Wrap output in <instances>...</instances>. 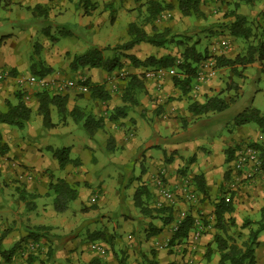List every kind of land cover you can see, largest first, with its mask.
I'll use <instances>...</instances> for the list:
<instances>
[{
	"label": "crops",
	"instance_id": "obj_1",
	"mask_svg": "<svg viewBox=\"0 0 264 264\" xmlns=\"http://www.w3.org/2000/svg\"><path fill=\"white\" fill-rule=\"evenodd\" d=\"M137 1L3 0L1 3L0 73L9 74V80L0 82V109L7 101L17 104L16 94L20 91L25 94L23 100L32 114L24 129L0 124V236L7 233L2 241L3 250L18 245L13 259L5 262L0 256V264H30L31 257L33 264H89L96 259L102 264H218L220 253L214 238L224 233L216 225L215 209L222 199L232 200L234 211L226 215L225 228L229 236L237 229L239 245L264 225V173L251 167L234 169L241 145H251L259 153V147L264 146V134L255 123L234 124L238 115L254 107L256 96L251 97L246 110H241L243 89L235 79L244 78L250 67L264 72V61L255 60L244 67L216 65L212 78H206L208 70L202 71V64L208 59L206 56L212 55L214 46L224 50L225 59L234 60L241 55L236 42L239 37L232 32L228 36L222 33L231 29L235 21L231 13L227 18L221 14L232 0L222 1V5L217 0H201L200 17L182 16L176 0L138 4ZM150 1L173 6L172 10L162 11L153 25L160 31L171 29L177 36L175 42L164 47L141 43L119 52L123 53L117 55L124 66L112 73L91 67L71 69L74 55L90 49L84 41L86 34L91 38V47L113 50L129 41V24L140 25V9L147 12ZM120 19L127 22L126 33L114 31ZM72 26L78 32L83 30L84 40L70 29ZM64 27L69 29L60 36V28ZM144 27L152 33L151 24ZM218 27L222 29L215 38L216 33L212 32ZM197 34L202 41L196 38ZM50 36L55 37L54 42ZM180 37L185 41L178 44ZM213 41L218 44L213 45ZM192 46L200 59L189 60L195 74L187 93L176 84L175 77L167 74L159 83L142 77L143 89L137 90L131 100L124 99L128 76H142L153 69L137 67L124 55H132L139 61L171 56L183 62L182 54ZM179 49L181 54L176 56ZM46 71L49 73L44 76L37 75ZM121 72L125 77H120ZM29 76L47 83L19 85L20 78ZM70 81L77 86L61 89ZM86 83L103 86L110 100L95 99L89 90L81 91L80 87ZM42 92L57 95L66 102L63 114L57 106L50 105L51 127H45L43 117L38 114L35 96ZM215 96L228 102L225 111L205 115L190 111L195 101L204 103ZM124 107L123 116H118L116 109ZM113 116L118 118L114 120ZM87 120L102 121L103 127L90 130L85 126ZM110 138L114 141L113 150L108 149ZM68 140L70 146H57ZM50 148H67L69 158L80 163L68 164L61 170ZM50 173L77 189L78 197L73 200L76 207L64 213L55 211L56 194L49 187ZM160 174L166 188L176 196L172 206L157 184ZM199 177L203 178L207 195L197 187ZM96 185L101 187L98 192L93 188ZM140 188L146 190L143 202L149 209L171 207L168 224L162 218L168 217L169 212L153 211L145 215L135 205L134 196ZM99 192L93 203L92 198ZM185 193L191 198H186ZM188 217L194 218L189 237L172 243L174 234ZM38 226L46 228L33 239L29 232ZM86 231L88 236L84 239L82 233ZM254 264H264V228L256 237Z\"/></svg>",
	"mask_w": 264,
	"mask_h": 264
},
{
	"label": "trees",
	"instance_id": "obj_2",
	"mask_svg": "<svg viewBox=\"0 0 264 264\" xmlns=\"http://www.w3.org/2000/svg\"><path fill=\"white\" fill-rule=\"evenodd\" d=\"M88 1V0H87ZM235 1V9L231 12V15L234 16L235 21L232 25L231 31L234 36L242 37L244 39L249 38V29L245 28V17L239 16L236 13V9H238L241 3L247 5H253L258 2H264V0H234ZM3 0H0V5ZM177 8L182 16L186 17H200L203 16V12L201 11V0H176ZM147 13L148 17L144 22V25H138L135 22L129 24V41L117 45L114 50V54L112 57H104L103 50H100L96 47H91L86 53L81 55H74L71 69L77 70L80 67H91V68H101L107 72H111L117 69L123 68V63L120 61V57L117 55L118 52L127 51L133 49L135 46L141 43H148L156 47H164L171 42H175V37H170V32L168 29H164L160 31L157 27H154V20L157 16L164 10H172L173 6L170 4L160 3L158 1H150L148 3ZM87 6V5H86ZM92 7V6H91ZM151 24L153 26L152 33H148L144 26ZM178 44L181 41L177 42ZM105 50H110L109 48ZM123 55V53H120ZM126 56L133 65L135 66H144L151 68H170L175 66V60L171 56H165L161 59H157L155 57H150L145 61H139L132 55H124ZM183 56V62L178 66L181 71L186 74L185 79L180 80L175 77V82L177 85L183 89V92L187 93L191 89L192 78L194 77V69L192 68L189 60L197 61L200 59V56L197 55L194 46L188 47L185 49ZM216 65L219 66H233V65H241L246 66L255 60L264 61V40L259 41L256 45H250L248 47V51L244 55L237 56L234 60L225 59L222 56L215 57ZM49 73L46 71L45 73H38L39 76H44ZM36 74V73H35ZM142 77L144 78V74L142 76L137 75H129V86L127 87V91L124 95V99H132L137 90L143 89ZM87 85V86H86ZM84 85L88 88L89 92H91V96L95 99H100L102 101L110 100L109 94L104 90L103 86L100 85H89L86 83ZM38 100V114L43 117V122L45 127L53 126L51 123V113H50V105L57 106L59 113L63 114L66 111V102L63 98L55 95H50L47 92L37 93L35 96ZM16 98L18 100L17 104L13 105L9 101L6 102L3 110L0 109V124H7L10 126H15L19 129H24L26 124L31 119L32 110L28 107L23 100V97L20 93L16 94ZM228 108V102L219 97H210L204 103H200L195 101L190 106V111L196 115H205L209 112H223ZM125 110L124 108L116 109L118 116L122 117V112ZM118 117L113 116V119L116 120ZM249 123H255L264 134V115L260 113L259 110L255 108L248 109L242 112L237 116L235 120V124L237 126H242ZM88 129L90 128H102L103 122L98 121L96 123L87 120L85 123ZM91 130V129H90ZM89 131V130H88ZM2 140L0 133V141ZM109 150L114 149V141L112 138L109 140ZM5 149V145L3 146ZM53 153V157L57 160L59 164V168L64 170L68 164L73 163L74 165H78L80 163L79 160H71L69 158V150L67 148L49 149ZM261 159V171L264 173V149L260 152ZM51 183L49 185L50 189L53 190L56 194V198L54 201V209L58 213H64L68 210L69 204L78 197L77 189L67 183L64 179L57 178L55 179L53 175L50 173ZM198 189L204 194L207 195L206 186L204 184L203 178L199 177L196 179ZM143 194H146V190L140 188L137 190L134 196L135 205L139 207L143 214L148 215L153 211L156 213H166L169 212L168 217H163L165 224H168L171 221L170 213L171 207L162 208V209H149L144 205L143 202ZM234 211V207L232 204V200L226 201V199H222L220 203L216 206L215 209V221L219 230L224 233L223 235L215 236V243L217 244L218 251L220 253V260L218 264H254V245L256 241V237L259 234V231L263 230L264 225H262L257 232H251L249 239L244 241L241 245L237 243L232 236L227 235L226 228L227 227V219L226 215L231 214ZM231 224H234L232 219H228ZM181 228L174 234L172 238V243L178 241L181 242L183 239H187L189 237L190 231L194 227V218L188 217L185 219L183 224L180 226ZM46 227L38 226L36 229H33L29 232L30 236L33 239H36L40 233L41 229ZM6 232H4L0 236V256L5 260V262H10L15 252L17 251V246L13 247L11 250H3L2 241L6 236ZM34 256V255H33ZM34 257H31L30 264H33ZM89 264H102L100 259H96Z\"/></svg>",
	"mask_w": 264,
	"mask_h": 264
},
{
	"label": "rangeland",
	"instance_id": "obj_3",
	"mask_svg": "<svg viewBox=\"0 0 264 264\" xmlns=\"http://www.w3.org/2000/svg\"><path fill=\"white\" fill-rule=\"evenodd\" d=\"M134 1H137V0H134ZM141 1L143 3H145L148 0H145V1L141 0ZM141 1H139V2H141ZM217 1L222 2V1H226V0H217ZM139 2L137 1V4ZM222 4H224V3L222 2L221 5ZM234 5H235L234 0L226 3V6H225L224 10H221L222 17L224 16V18H227L228 16H230L231 11H233L235 9ZM242 5H244V7H242ZM237 12H238L239 16H244L245 17L246 23H245L244 27L250 30L249 31V38L244 39V38H242L240 36L238 38V40L236 41L237 44H238V47L242 50L241 51V55H244V54L247 53L248 47L250 45H256V43H258L259 41L264 40V3L260 2V3H256V4H253V5H247V4L242 3V4L239 5L238 9H236V13ZM147 17H148L147 12H143L142 9H140V14H139V17H138L139 18V22L138 23L140 25H142V24L144 25V22L146 21ZM206 19L208 21H210L208 17H206ZM215 23H218V22H215ZM219 25H221V24H219ZM222 25H225V24H222ZM72 27H70V29H73L75 32H77V35L82 38L83 30L78 32L79 29L77 27H75V26H72ZM126 27H127L126 20L125 19H120L119 26L114 28V31L116 33H119V34L126 33V31H125ZM195 27H199L200 28V27H205V26H199V25L195 24ZM66 29H69V27L60 28V31H59L60 32V36L61 35H66V33H65ZM217 29L218 30H215L214 32H212V33H216V35H214L215 38L219 37V35H220L219 32H220V30L222 28L218 27ZM168 30L170 32V35H169L170 37L172 36V37H176L177 38L176 34L174 32H172L171 29H168ZM224 30H225V32H222V33H225V36L230 35V32H232L230 28H226ZM86 36H87L86 40H84L83 38L82 39L85 41V44H88L89 48H91V46H93L90 43V39L91 38L87 34H86ZM54 38L50 36V39L53 42L55 40ZM196 38L199 39V41L203 40L202 37L199 34L196 35ZM183 40H184L183 37L182 38L180 37L181 43H182ZM174 41H176V39H174ZM2 42H3V39L0 41V44ZM213 42H214L213 45H217L218 44L216 41H213ZM172 46L179 48V46H181V45H172ZM201 49H202V46L199 47V50H201ZM179 50H180V52H177L175 54L176 56L181 54L182 50L181 49H179ZM104 53H105V57H112V55L115 52H114V50L110 49V50H104ZM117 54L121 55L119 52H117ZM176 56H174V57H176ZM209 57L210 56H206V58H209ZM174 59H176V58H174ZM178 60L179 59H177L175 61H178ZM8 76H9V74H7L6 78L1 79L0 82L1 83L7 82L9 80ZM235 82H239V85L241 84L240 86L243 89L242 90L243 91L242 95H244V96H242V98H241L242 100H241V103L239 105V106L243 105V109H241V110H243V111L246 110V108H248L247 106L250 105V102H251V99H252L251 97L252 96L254 97V95H256L255 96V103L253 105L254 106L253 108L259 109V110L264 112V72L259 71L257 68L250 67L247 70L246 76L244 78H242V79H241V77H236ZM18 93H20L21 95H25L24 93H21L20 91ZM60 142H61L60 145H57V146H59L61 148L65 147V146H70V144H72V143H70L69 140L68 141H60ZM262 149H264V146L259 147L260 152H261ZM93 188L95 190H97L96 192L100 191V189H101V187L99 185L93 186ZM97 195H100V192ZM76 206H77V204L73 203V201L69 204V208L70 209H73ZM118 211L120 212V208L117 210V212ZM121 219L122 218H119L120 221H121ZM236 232H237V229L235 228L234 232L231 231V236H232V239H234L235 241L239 242L240 238L239 239L237 238ZM82 236H83V238L85 236H88V232L87 231L83 232Z\"/></svg>",
	"mask_w": 264,
	"mask_h": 264
},
{
	"label": "built area",
	"instance_id": "obj_4",
	"mask_svg": "<svg viewBox=\"0 0 264 264\" xmlns=\"http://www.w3.org/2000/svg\"><path fill=\"white\" fill-rule=\"evenodd\" d=\"M212 55L203 62L202 66V71H206L208 70V77L206 78H212L215 73H216V60L215 57L217 56H222L224 54V50L218 47H213L212 48ZM182 62H180L179 60L175 62V66L170 67V68H153V69H149L144 73V79H149V80H156L158 81V83L167 75H171L173 77H179V76H183L186 77V74L183 71H178L179 69V65ZM120 76L123 78L125 77V74L123 72L120 73ZM202 75H200L201 77ZM7 77V73H0V80L4 79ZM19 85H41L44 86L47 82L42 79V78H38V77H33V76H29L26 78H20L18 80ZM77 84L73 81H70L66 84H64V86L61 87V89H66V88H72V87H76ZM81 91H88V88L85 86H81L80 87ZM195 98L198 96V87H194V94ZM234 161V169L236 171H242L244 169V167H251V169L254 170H261V159H260V153L259 151L251 146V145H241L240 149L238 150V152L236 153V157H235ZM157 184L158 186L161 188V194L164 197V199L166 200V202L169 204V206H172L175 204L176 202V196H174L173 191L170 189H167L162 177V174H160L158 176L157 179ZM185 197L190 199L191 195L189 193H185ZM98 195L96 194L93 198H92V202L95 203L97 201ZM198 237V235H195L194 238L196 239ZM102 255L105 254L104 251L101 252Z\"/></svg>",
	"mask_w": 264,
	"mask_h": 264
}]
</instances>
